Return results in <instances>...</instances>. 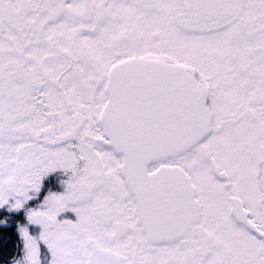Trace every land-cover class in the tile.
Listing matches in <instances>:
<instances>
[{
  "label": "snow or ice",
  "instance_id": "1",
  "mask_svg": "<svg viewBox=\"0 0 264 264\" xmlns=\"http://www.w3.org/2000/svg\"><path fill=\"white\" fill-rule=\"evenodd\" d=\"M0 264H264V0H0Z\"/></svg>",
  "mask_w": 264,
  "mask_h": 264
}]
</instances>
